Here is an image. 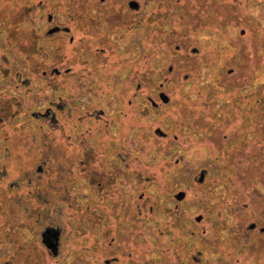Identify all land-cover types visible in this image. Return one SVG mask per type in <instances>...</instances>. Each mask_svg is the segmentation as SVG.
<instances>
[{
  "label": "rangeland",
  "instance_id": "1",
  "mask_svg": "<svg viewBox=\"0 0 264 264\" xmlns=\"http://www.w3.org/2000/svg\"><path fill=\"white\" fill-rule=\"evenodd\" d=\"M22 1L33 3L31 0ZM139 1L142 4L141 11L132 26H117L110 28V31L105 24L100 27L105 31L104 40L101 41L105 42L103 46L106 52L101 55L102 60L98 62L100 64L98 72L91 71L90 65H86V70L80 68L84 72L79 77H73L66 83L67 91L64 92L63 98L74 108V128L72 130L70 124L62 128L64 122H59L58 128L61 129L54 130L57 132V143H67L72 149L73 159L75 156L79 157L82 152L81 132L88 125L85 123L86 118L83 121L84 125L81 120L87 110L90 107L98 109L100 107L98 101L102 98L105 119L108 120L120 106L124 109L128 98L135 93L133 102L135 105L133 107L131 104L133 108L129 107L130 110L132 109L129 114L131 117L126 118L125 111L120 115L121 121L134 122L133 127L128 131L127 139L123 142L124 150L131 151V157L130 154H125V151L121 153L132 158L130 167L133 169L130 171L133 173L132 171L135 170L137 177L141 173L140 184L134 183L132 174L126 167L121 164H116L118 168L116 165L113 166L123 195L135 192L137 203L142 201L139 199L141 191L144 198L148 196L150 210L147 214L149 213L151 217L143 225L142 235L135 238L137 243L133 238L121 242L136 256H132L130 261L117 252L120 256L115 260L116 264L119 262L120 264H131V262L132 264H178L179 262L180 264H264V233L256 228L245 235L246 232L242 230H245L256 216V220H261L260 213H263L261 214L263 221L259 225L264 226V183L260 180L257 169L254 172V168L258 167L257 157L264 154V150L259 151L258 141H261V137L257 133L244 132L241 137L227 140L226 145L229 144L224 149L227 151L228 148H232L233 141L235 145H240L237 141L244 142L242 149L236 146L231 150L233 158V155L241 152V155H237L231 162L233 170L240 173L238 178L233 179L237 188L231 189L226 178L228 169L221 159H215L218 157L212 154V130L209 127H212V111L217 112V119L220 120L223 115L227 117L225 119L227 122L234 124L240 119L238 113L235 111L233 113L232 110L237 111L240 108L242 114H246L245 112L253 111L260 102L264 103V0ZM44 2L54 6L61 21L66 20V0H44ZM42 19L41 16L39 23L34 20L32 14L25 16L22 26L25 30L28 29V33L21 29L19 32L23 33L19 34L27 38L31 37L32 27L42 26ZM1 21L0 19V23ZM0 25V46H3L8 29L5 23ZM239 42L243 46L241 49L237 45ZM60 44L56 36L39 43L37 59H40V66L53 61L52 58L59 51ZM193 48H196L195 52H192ZM93 50L94 48L89 46V49H86L88 53L84 57L91 59ZM1 51H6L11 61L9 76L0 78V93L6 91L7 97L15 95L19 99L16 115L20 113L14 119L20 122L22 118L28 117L27 112L30 110L45 107L54 93L50 84L44 81L36 82L34 88L30 89L15 87L13 74L22 64L26 69L28 62L22 61L16 52L6 48ZM81 53L83 55L84 51ZM80 57L78 60L81 61ZM245 57L250 58L246 63H244ZM169 66L172 67V71H168ZM219 67H222L220 74L223 73L222 77H227L230 85L223 86L217 82L220 81L217 76ZM25 69L24 74L27 73ZM228 69L232 70V74ZM129 74L134 76L135 80L128 88L126 86L130 83L125 79ZM148 74H151V78ZM17 84L20 86L19 82ZM136 84H140V87L138 88ZM159 84H162L164 91L174 101L173 106L164 109L161 114L154 109L144 111L145 99L141 97L142 92L153 91ZM116 91L126 93L124 103L116 96ZM177 100H183L187 107L192 109L191 113L187 112L183 104H175ZM225 107H228L225 112L220 111V108ZM255 109V112L243 117L242 121L249 123L264 121V108L260 109L256 106ZM159 123L162 125L161 129L169 133L164 142L153 136V130L159 126ZM23 125L25 139H30L31 142L32 137L35 141L41 137L44 143L48 142L53 134L49 125L41 126L34 120L23 122ZM5 129H7L5 133L4 130L0 131V157L3 154L2 150L8 147L9 140L6 142L3 140L5 135L8 137L16 132L14 127L9 129L5 126ZM229 129L230 126L220 127L222 135ZM225 138L224 136L218 142L223 144ZM39 148H45L46 153L41 155V159L45 162L34 157ZM50 148L49 145L40 146L32 142L25 147V156L21 161L0 162V204L9 206L17 204V212L13 213V224L8 222L7 227L4 225L0 207V264H8L3 258L7 256L12 259L17 258L30 249H33L34 254L37 250L38 252L42 250L43 262L47 264H103L108 256L103 257L100 254L102 249L100 250L101 246L98 242L103 244L107 241L101 242L104 237L100 232L95 237L90 236V243L94 242L97 246L94 253L85 249L81 240H78V243L72 245L73 251L69 255H67L68 249L64 248L61 256H53L45 251L40 235L37 236L35 233L46 225L68 228L65 213L69 196L63 191L65 187L73 191L72 196H77L81 208L86 206L90 193L84 180L73 177L75 171L77 172L78 169L81 171L80 159L77 161V168L70 169L73 176L69 177L67 175L69 169L61 166L65 163L62 156L56 154L59 157L50 160L48 154ZM65 151L68 152V149ZM110 160L112 161V158L108 159ZM39 164L43 168L42 181L36 172ZM245 166H249L250 169L247 180L249 184L245 191H241L243 184L240 177ZM47 168L49 170H46ZM202 168H206L208 174L204 182L199 183L197 180ZM3 170L5 172H2ZM49 172L52 174L51 177ZM147 175L150 176L151 183H147L145 179ZM29 178L32 182L27 180ZM15 181L19 183L16 184ZM145 185L149 193L144 192ZM8 186L10 188L8 197L1 202V193L3 189L8 190ZM230 189L233 191L231 194H229ZM178 190L185 192L184 200L190 203L188 207L182 206L183 199L175 198L174 194ZM93 198L88 199L91 200L92 206H96L97 199L94 194ZM24 204L34 210L31 222L24 219L22 210ZM199 207L203 210H199ZM199 211L204 212L203 226L199 234L204 240L209 241L210 244L206 247L201 246L198 232H192L194 230L192 220ZM141 212L137 217L138 224L143 223L145 218L146 213L141 214ZM75 217H78L77 211ZM169 219H177L179 224L171 225L168 230L167 223L173 224ZM214 219V223H217L215 231L208 225V222ZM155 220L161 226L158 227ZM77 224L80 228L79 234L85 232L83 231L85 226L81 222ZM13 230L16 234L11 233ZM88 232L92 233L91 230ZM238 232L247 236L248 241L246 239L247 242L244 243V238L237 237ZM252 232L261 235L258 236V241H253L256 237L252 236ZM212 234L219 235V238L213 241L214 247H212V239H214ZM66 238L68 237H64L65 240ZM243 244L248 246L246 250L242 248ZM63 246L65 247V244ZM139 252L140 255L137 254ZM196 255L199 258L194 259Z\"/></svg>",
  "mask_w": 264,
  "mask_h": 264
},
{
  "label": "flooded vegetation",
  "instance_id": "2",
  "mask_svg": "<svg viewBox=\"0 0 264 264\" xmlns=\"http://www.w3.org/2000/svg\"><path fill=\"white\" fill-rule=\"evenodd\" d=\"M31 1L33 3H26L22 0H0V19L2 20V23L0 24L4 25L5 23L8 29L6 41L3 42V46H0V50H4L6 48L12 52H16L22 58V61L28 62V66L26 69L22 64L18 66L17 70L13 74V77L15 79V87L30 89L31 87L34 88L36 82L44 81L50 84V87L52 88L51 91L52 93H54V96L51 97L45 107L33 109L30 111L28 110V117H26V119L22 118L21 120L25 123L30 122V120H34L41 126L49 125L50 130H52L53 133L51 134V139L48 142L46 141L44 143L41 137L38 139V141H35V139L32 137L33 144L40 146L49 145L51 147L50 152L48 153L50 156V160L62 156V160H64L65 163H63L61 166L63 168L69 169V171H67L68 173L66 172L69 177L73 176V174H71L70 172V169L72 170L73 167L77 168V161L80 159L79 166H82L81 171L80 169H78L77 172L75 171L73 177H80L82 180H84L90 191V193H88L89 197H87L88 202L86 206L84 205V207L81 208L77 202V196H72L71 193L73 191H69L68 187H65L63 191L68 194L67 196H69L67 203L68 207L65 213L69 226L67 229L58 227L60 229V235L58 241V251L56 254L51 253V251L48 250L40 240L41 243L45 246V249H43L53 256H61V251L64 248H67V255H69L71 251H73L72 245L78 243V240H81L80 242L82 245H84L85 249H88L94 253L97 246L94 242L90 243V236L95 237V235L100 232L102 234V237H104L101 242H103L104 240L107 241L103 244L98 242V245L101 246L100 250L102 249L100 254H102L103 257L108 256V258L104 260L103 264H116L115 260H117V257L120 256L117 255V252H120L121 255L126 256L130 260L132 256L136 255H133L130 248H127L126 245L121 244V242H125L127 239L131 238H133V241L135 240L136 243L138 242L135 238L138 235H142V230L144 227L143 225H145L146 221L149 219V217H151L150 215H148L149 213L147 214V212L150 210V203L147 202L148 196L145 198L143 197L142 191L139 194V199L142 200L141 203H137V196L135 192L130 193L129 195H123L124 192L122 191V188L118 183L117 174L113 165L121 164L126 167V169L130 173V169H133V167H130V162L132 160V158H130L131 151L126 149L124 150L123 142L127 139V135H129L128 131L133 127L134 122H123L120 120V115L121 112L125 111V113H127L126 118L131 117V115L129 116V114L131 113L130 111L132 109L130 110L129 107L133 108L135 105V103L133 104L136 97L135 93L128 98L126 107L122 109L120 106L115 110V112L110 115V119L108 120L105 119L106 113L102 105L104 103L102 98H100V100L98 101V104L100 105L98 109L90 107L87 110V113L81 120L82 124L84 125L83 121L86 118L85 123L88 125L86 127L84 126L85 128L81 132L80 145L82 146V152L79 154V157L75 156L73 159V157L71 156L73 155V153L71 152L72 149L67 145V143H57V132L54 130L61 129L58 128L59 122H64L62 124V128H64L65 125L69 124L72 125V130L74 128V108L70 103L66 102V99L63 98L64 92L67 91L66 83L70 81V79H73V77H79V75L84 72L82 70H86V65H90L89 69H91V71L96 70L98 72V68H100V64L98 62L102 60L101 55L106 52L103 46L105 42L101 41L104 40L105 31H103V29H101L100 27L105 24L107 30L110 31V28L117 26H132L135 22L134 20H136L138 14L141 11L142 4L139 0H66V20L61 21L56 9H54V6L52 4L44 2V0ZM132 1L136 2L137 5L135 3H132ZM29 14H32L34 20L38 22L41 21L40 18L42 16L43 25H34L32 27V35H30L31 37L27 38L26 36L19 34L23 33L19 31L23 29L28 33V29L25 30L22 25L24 24L25 16H29ZM54 36H56L61 43L59 45L60 49L56 53V55L53 56V61H51L49 64L43 63L42 66H40V59H37V55H39V43L41 41H45L46 39L54 38ZM237 45H239L240 49L243 48L240 42ZM89 46L94 48V50L92 51L93 53L91 54V59H89L88 57H84L88 53L86 49L88 50ZM82 51H84L83 55L81 53ZM195 51L196 48H193L192 52ZM79 56H81V61L78 60ZM249 59L250 58L245 57L244 63L249 61ZM10 61L11 59L10 56H8V53L6 51H1L0 78H6L9 76ZM82 67L83 69H80ZM24 69L27 70L26 74H24ZM171 69L172 67L169 66L168 71H172ZM221 69L222 67H219L217 69V72L219 73L217 74L218 80L220 79V81L217 82H219L220 85L228 86L230 85V82H228L227 77H222V75L224 74H220V72H222ZM228 71L230 74H232L231 69H228ZM93 75L96 76L95 73H93ZM148 77L151 78V74H148ZM141 78L144 79L143 77ZM215 78L217 80V77ZM133 80H135L134 76L132 77L131 74L127 75L125 81L130 84H128L126 87H131V83L133 82ZM18 82L20 83V86H18ZM136 85L138 88L140 87V84ZM5 94H7L6 91L0 93V131L4 130L5 133V130H7L5 129V126H8L9 129L14 127L16 132L8 137L5 135V139L3 140L5 142L9 140L8 147L2 150L3 154L2 157H0V162L6 160L21 161L25 156V147L31 145L32 142L30 141V139H25L23 122H19V120L17 121L16 119H14L20 113L19 112L16 115V105L19 104V99L15 95L9 98ZM141 95V97L145 99V108L143 109L144 111H146V109H154L155 111H159L161 114L164 109L168 107L171 108L173 106L172 104H174V101L171 99L170 95L164 91L162 84L156 86L153 91L149 90L142 92ZM116 96L120 98V101L123 103L124 98L127 97L126 93H122V91H116ZM177 103L183 104L187 112L191 113L190 110L192 109L188 108L183 100H177L175 104ZM131 104H133V107ZM226 109H228V107L220 108V111L225 112ZM232 111L233 113L234 111L235 113H238V117L240 116V114L242 115V111L240 108H238L237 111ZM227 113L229 115V112ZM122 115L124 114L122 113ZM183 116L185 117V115H182V117ZM226 118V116L221 115V118L219 120L217 119V112L212 111V127H209L212 130V154L215 155V157H218L215 159H221V161L224 162V165L228 169V175L226 176V178L228 180V183H230L229 187L232 189L233 187L237 188L234 185L233 179L238 178L240 176V173L233 170L231 162L232 159H234L237 155H241V152H237V155H233V158L231 157V150L236 146L240 147L239 149H242L244 142L237 141L240 145H235V142L233 141L231 143L232 148H228V151L224 150L225 146L227 147V145L229 144L228 143L226 145V142L228 139V141H231L233 140V138L241 137L244 132L245 134L257 133L261 137V141H258L260 145L259 151L264 150V121L249 123L248 121H242L243 117H239L240 120L233 124V122H227L225 120ZM182 123L185 122L182 121ZM222 125L226 127L230 126V129L227 130L224 135H222V131H220V127ZM161 127L162 125L161 123H159V126L154 128L153 136H157V138H160V140L164 142L169 133L167 131L164 132ZM253 127L255 128L253 129ZM224 136L226 137L224 143L220 144L218 141L224 138ZM65 149H68V152H66ZM121 151H125V154H130V157H126L124 153H121ZM40 152L43 153L40 154ZM45 153V148H39L34 157L36 160L40 159L42 162H45V160L41 159V155H44ZM56 154H59V156ZM109 158H112V161L110 160L111 162L108 161ZM246 158H244V160ZM257 158L258 167L254 168V172H256L257 169L260 180L264 183V154H260V156H258ZM116 168H118L117 165ZM41 169L43 168L39 164L36 172L40 176V181H42ZM46 170L49 169L47 168ZM2 172H5V170H3ZM132 172L133 173L131 174L134 179V183L140 184L141 173L139 174L140 177H137L135 170H133ZM251 172H253V169H251ZM206 174H208L207 169L202 168L199 172L197 182H204L207 176ZM249 174V166L243 167L240 177L242 179L241 184H243L241 186V191H245L248 188L249 182H247V180H249ZM49 175L50 177L52 176L50 172ZM62 175L65 177L63 173ZM17 178L19 179V177ZM31 178L27 180L29 182H32V179L35 181L34 178ZM145 179H147V183L152 182L149 180V175L145 176ZM15 183L18 184L19 182L15 181ZM147 185L144 186L145 193H149L146 189ZM13 186L16 187V185L14 184ZM213 186L214 184H212V188H214ZM231 189L229 194L233 193ZM180 191L182 190L176 191L174 195H176ZM93 194L97 199L96 206L91 205L90 199H94ZM181 199L184 200V195L178 200ZM189 204L190 203L187 200L186 202L184 200L182 206L185 208L188 207ZM213 207L216 206L213 205ZM201 209L202 208L199 207V210ZM228 209L230 208L228 207ZM75 211H77L78 217H75ZM138 211H142L141 214L146 213L144 216V221L141 224H138ZM198 213L199 214L195 215L192 220L194 223V230H192V232H198L197 234L199 236V242L201 246L206 247L207 244H210L208 243L209 241L207 242L206 239L204 240V238L199 234V230L203 226L202 223L204 221V212L199 211ZM231 213H233V211H231ZM261 214L263 213H260L259 218L261 220H256V216L246 226L245 230L242 229L244 232H246L244 233L245 235L249 231H254L256 228H259L260 232L264 233V226L259 225L263 221V216H261ZM169 220L172 221L173 224L167 223L166 226L165 223L167 229L171 225L174 226L175 224H179L177 219ZM178 220H181V218H178ZM156 221L157 220H155V223ZM77 222H81L83 226H85V228L83 229V231L85 232H83L82 234H79L80 228H78ZM214 222L215 219L208 222L209 227L212 226L213 231H215V229L217 228V223ZM156 225L158 227L161 226L159 223H156ZM46 227L47 225L40 230V238L41 232ZM90 230L92 231V233L88 232ZM251 234H253L252 236L256 237V239H253V241H258V236H261L258 232H252ZM238 235L239 236L237 237H241L242 239L244 238V243L248 241L247 236L243 234L241 235L239 234V232ZM64 237L68 238H66L65 240ZM232 237L235 236L232 235ZM212 238H214L212 239V247H214L213 241H216V239L219 238V235L212 234ZM63 244H65V247L63 246ZM243 245L244 246H242V248L246 250L248 246L246 244ZM201 250L202 249H200V251ZM137 254L140 255V252ZM67 255H65V257H67ZM196 258L199 257H197L196 255L194 259ZM145 262H147V260ZM178 264H180V262Z\"/></svg>",
  "mask_w": 264,
  "mask_h": 264
},
{
  "label": "trees",
  "instance_id": "3",
  "mask_svg": "<svg viewBox=\"0 0 264 264\" xmlns=\"http://www.w3.org/2000/svg\"><path fill=\"white\" fill-rule=\"evenodd\" d=\"M262 102H260L257 105L255 104V105L258 106L260 109L264 108V107H262L264 105V103H262ZM255 107H254V110H253L254 112L256 110ZM253 111H251V112H253ZM251 112L248 111V112H245L246 114H244V113L242 115L240 114L239 117L240 118L245 117V116L251 114ZM249 119L250 118H247V120H249ZM9 191H10L9 186H8V190H7V188L3 189L2 193H1L2 194L1 202H3L6 199V197H8V192ZM0 207L2 208L1 212H2V215H3V218H4V225L7 227L8 222L13 224V218H14L13 217V213L17 212V204H15L14 206H12V205L9 206L7 204L6 205L0 204ZM9 207H11L12 209H10ZM22 210H23V213L25 215L24 219L26 221L29 220L31 222L32 217L34 216V210L28 208L27 204H24V207L22 208ZM15 214L18 215V216L20 215V214H17V213H15ZM41 228L42 227H40V230H41ZM13 232H15V231L14 230L11 231V233H13ZM35 233H36L37 236L40 235V231L39 232L37 231ZM15 234H16V232H15ZM43 253L44 252L42 250H40V252H38V250H37L35 252V254H34L33 253V249H30L29 251H24L23 253H21L17 258H13L12 259V257L9 258L7 256V257L3 258V260L4 261L6 260L8 262V264H47V263L43 262V259H44V255H42Z\"/></svg>",
  "mask_w": 264,
  "mask_h": 264
},
{
  "label": "water",
  "instance_id": "4",
  "mask_svg": "<svg viewBox=\"0 0 264 264\" xmlns=\"http://www.w3.org/2000/svg\"><path fill=\"white\" fill-rule=\"evenodd\" d=\"M132 3L136 2L132 1ZM184 192L180 191L175 196L177 199L182 198ZM60 229L56 227H46L41 232V241L46 246L51 253L56 254L58 251V241H59Z\"/></svg>",
  "mask_w": 264,
  "mask_h": 264
}]
</instances>
